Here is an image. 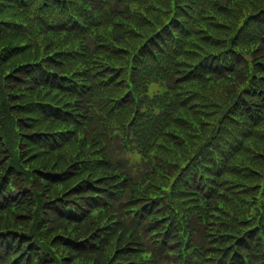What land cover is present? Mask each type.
Wrapping results in <instances>:
<instances>
[{
    "label": "trees",
    "instance_id": "obj_1",
    "mask_svg": "<svg viewBox=\"0 0 264 264\" xmlns=\"http://www.w3.org/2000/svg\"><path fill=\"white\" fill-rule=\"evenodd\" d=\"M212 1L185 14L180 0H0V264H181L192 223L199 263L264 264V138L240 130L264 124L241 49L248 37L264 54V0ZM236 4L263 15L232 35L204 28ZM155 80L178 97L154 100ZM208 178L206 210L189 181Z\"/></svg>",
    "mask_w": 264,
    "mask_h": 264
},
{
    "label": "rangeland",
    "instance_id": "obj_2",
    "mask_svg": "<svg viewBox=\"0 0 264 264\" xmlns=\"http://www.w3.org/2000/svg\"><path fill=\"white\" fill-rule=\"evenodd\" d=\"M196 93H199V92H196ZM57 166V165H56Z\"/></svg>",
    "mask_w": 264,
    "mask_h": 264
}]
</instances>
